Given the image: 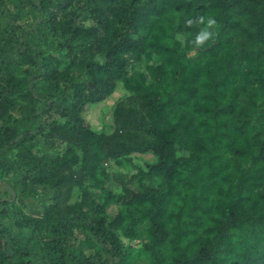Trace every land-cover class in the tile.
Segmentation results:
<instances>
[{
  "label": "trees",
  "instance_id": "16d2710c",
  "mask_svg": "<svg viewBox=\"0 0 264 264\" xmlns=\"http://www.w3.org/2000/svg\"><path fill=\"white\" fill-rule=\"evenodd\" d=\"M0 264H264V0H0Z\"/></svg>",
  "mask_w": 264,
  "mask_h": 264
},
{
  "label": "rangeland",
  "instance_id": "374dc122",
  "mask_svg": "<svg viewBox=\"0 0 264 264\" xmlns=\"http://www.w3.org/2000/svg\"><path fill=\"white\" fill-rule=\"evenodd\" d=\"M126 92L120 83L116 84L113 93L108 96L104 101L95 103L89 106L86 112L83 114L85 121L88 122L91 129L96 132L109 131V127L112 124V112L115 103L124 98ZM105 128V129H104ZM152 154L133 156L131 162H123V165H116L110 163L108 170L115 173H134L135 166L144 162L154 161ZM75 200L73 195L71 201Z\"/></svg>",
  "mask_w": 264,
  "mask_h": 264
},
{
  "label": "clouds",
  "instance_id": "9594fccd",
  "mask_svg": "<svg viewBox=\"0 0 264 264\" xmlns=\"http://www.w3.org/2000/svg\"><path fill=\"white\" fill-rule=\"evenodd\" d=\"M209 23L214 24L215 21H210ZM206 36H207V33L202 34L201 39L206 38Z\"/></svg>",
  "mask_w": 264,
  "mask_h": 264
}]
</instances>
